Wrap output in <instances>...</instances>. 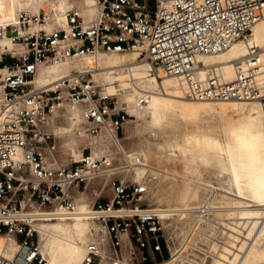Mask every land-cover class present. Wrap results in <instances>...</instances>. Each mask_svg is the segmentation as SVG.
<instances>
[{
	"label": "built area",
	"instance_id": "1",
	"mask_svg": "<svg viewBox=\"0 0 264 264\" xmlns=\"http://www.w3.org/2000/svg\"><path fill=\"white\" fill-rule=\"evenodd\" d=\"M96 6L88 23L68 11L65 27L47 29L40 9L0 23V39L12 44H0V234L14 237L22 251L14 259L0 256V264H47L33 223L73 214L74 193L115 169L110 156L85 149L63 164L48 130L51 113L67 104L84 119L78 136L107 133L115 140L127 120L110 96L95 91L90 72L73 71L53 88L38 87L42 66L142 47L152 73L175 77L185 99L264 103V48L248 45L232 61L228 81L202 60L248 44L264 0H96ZM146 103L141 98L138 105ZM146 193L142 184L115 178L106 199L96 196L87 216L107 241L88 242L81 264H210L213 254L202 245L198 224L161 219L144 203Z\"/></svg>",
	"mask_w": 264,
	"mask_h": 264
},
{
	"label": "bare ground",
	"instance_id": "2",
	"mask_svg": "<svg viewBox=\"0 0 264 264\" xmlns=\"http://www.w3.org/2000/svg\"><path fill=\"white\" fill-rule=\"evenodd\" d=\"M46 5L48 9L52 8L51 5L55 6L52 8L55 16L46 15V27L55 24L65 27L66 14L74 7L69 8L66 0H0V13L5 19L0 23L10 21L8 23L13 24L18 12L30 13L41 9L36 6ZM84 6L90 12L95 6L91 16L81 10L84 20L89 22L97 14L96 0H84ZM13 9L19 10L11 21ZM0 44L12 46L8 37L0 39ZM248 45L264 48V7L262 16L251 29L248 44L238 42L202 60L206 64L217 65L223 79L228 81L234 76L232 61L244 57ZM143 49L136 47L125 51H130L129 55L99 52L82 57L78 60V68L69 70L67 65L73 63L56 61L39 68L35 83L38 87L53 88L62 78L69 77L72 70H86L95 81L101 83L98 79L101 78L111 85L118 83L120 90L128 89L126 91L139 95L136 99L131 96L129 100L134 101L139 109L146 107L152 124H166L171 135L163 144L142 142L140 147L128 155L126 153L127 164L121 166L126 168L123 171H129V177L136 180L133 181L135 183L149 189L156 187L155 191L146 195L161 219L183 220L187 225L191 222L198 224L201 243L213 254L209 258L210 264H264V103L255 100L213 102L185 99L175 77L164 76L161 71L158 75L152 73V66L142 59ZM128 60L131 61L128 66H118ZM126 67L127 74L117 72ZM95 74L103 75L96 77ZM127 81L132 86L125 88L129 85ZM104 94L108 95L105 89ZM141 98L147 103L140 106L138 102ZM200 113L228 120L222 139L217 134L208 133L205 127L197 128L195 125L180 127L173 132L176 122H195ZM71 118H74L71 133L77 137L79 125L84 119L78 112H72ZM107 138L116 144L112 135ZM97 146L98 143L91 146L93 157L103 153L96 151ZM81 152L80 148L78 152H73V156L70 155L77 160ZM148 157L158 162L176 160L181 171L175 173L173 170L172 173L164 170L165 174L160 176L148 165ZM130 168H134L133 171ZM213 175L221 177L220 184L218 179L216 182L212 180ZM164 176L172 181L161 186ZM223 182L224 185H221ZM74 202L73 214L56 220L40 218L33 223L38 251L47 264H81L88 242L105 241L104 229L87 216L91 205L83 197L74 199ZM91 223L96 227L92 228V232ZM88 232L90 239L85 243ZM15 243L18 244L16 247ZM21 252L14 237L0 234V256L14 259Z\"/></svg>",
	"mask_w": 264,
	"mask_h": 264
},
{
	"label": "rangeland",
	"instance_id": "3",
	"mask_svg": "<svg viewBox=\"0 0 264 264\" xmlns=\"http://www.w3.org/2000/svg\"><path fill=\"white\" fill-rule=\"evenodd\" d=\"M66 2L68 3L69 8L71 6H74L70 11L78 13L81 19H83L84 23H88V22L84 20L81 12L83 11L86 15L88 14L89 16H91L95 12V6L91 7L92 10L90 12L89 8L84 6V0H66ZM51 6L52 8L55 7L54 5H51ZM36 7L41 8L40 10L45 13V16L47 14L50 17H52V15L55 16L54 9L50 7H49L50 9H48L47 5L46 6H36ZM36 7H33V8H36ZM17 10L19 9L12 10V12L14 13L11 15V21ZM0 21H5L4 16L1 13H0ZM57 26L59 25L55 24L53 26H49L46 28L50 29V28L57 27ZM129 53L130 51L125 52V53H120V54L129 55ZM140 60L142 59L140 58ZM79 61L78 60L77 62L70 61L73 64H69V66L67 65L68 70L71 68H78ZM130 63L131 61L128 60V61L119 63L118 66H122V65L128 66ZM73 71H76V70H72L71 72ZM127 71L128 70L126 67V69L120 68L117 72H123L124 74H127ZM95 75L96 77H98L103 74H95ZM90 78H91L90 83L91 85L94 86L95 91L101 92L104 94V89H105L108 96H110L113 102V105L115 106V110L121 109L122 110L121 112L125 113V118L127 120L123 122L121 130L118 132L116 144L110 142V139L107 138L109 136L107 133L98 135L97 137H91V136H77L76 137L74 136L71 133V130L72 131L74 130L73 129L74 127L72 126L74 118L70 119V116L72 112H75V111H71L69 109V106L64 103L51 113L48 130L52 134L53 139L55 141L56 155L63 162V164H67L72 159L71 155L73 154V152H78L81 148L82 150L85 149L84 152H86L87 154L91 153L92 152L91 146L94 143H98L99 146L95 148L96 151L98 150L100 152H103V153H99L98 157L104 156V155L110 156L113 160L114 167L118 168V170L107 172V173L101 174L100 176L94 179H90L88 181V185L85 190H80V192L74 193L73 199L83 197L84 199H86L87 203L92 205L98 194L102 199H106L110 195V188L112 185V181L115 178H118L121 180H128L129 182H132V183L133 181H136V180H133L131 177H129L130 176L129 171L127 172L123 171L126 168L121 167L127 164L125 161L126 153L128 155V153H131L133 149L140 147L142 142H148V143H153V144H163L168 139L167 136L170 137L171 131L168 129L169 127L166 124H161V125L152 124V118H151V114L149 110L146 107L144 109H139L135 106L134 101L129 100L131 96H135V99H136L139 95L134 94L132 91H126L128 89L120 90V86L118 85V83L111 85L106 80L98 78L103 84L102 85L99 81H95L92 77ZM127 83L129 85H127L125 88L132 86L130 81H127ZM111 87H114V88H111ZM62 92L63 91L61 90V93ZM227 122L228 120L226 118H218L217 115L200 113L195 122H192V121L176 122L175 126H173V132L178 131L180 127L195 125L197 128L205 127L208 133L217 134L218 137L222 139L224 136L225 124H227ZM83 124L84 122L81 123L80 125H83ZM103 136H107V137L103 138ZM122 157L123 159H121ZM147 161H148V165L152 167L151 169L157 172L159 175L160 174L164 175L165 174V172H163L164 170L168 172H172L173 170H175V173H180L179 171H181L180 163L173 159H169L164 162L163 160L158 162L157 159L148 157ZM133 169L134 168H130V171H133ZM212 177H213L212 180L215 181L218 179L217 183L219 184L221 183V177L219 175H216V177L213 175ZM170 181H172V179L170 180L169 177L164 176L160 182V185L165 186V184H168ZM221 185H224V182ZM155 190H156V187H152L150 189L147 188L148 193L149 192L152 193ZM81 192H84V194H80ZM144 203L151 207V204L149 203V197H147V195L144 196ZM92 228L96 229L94 224L91 223L90 232H92L93 230ZM98 231H99V228H98ZM34 238L37 239V235H34ZM89 239H90V233L88 232L85 243ZM103 239L105 240L104 241L105 243L107 241V236L105 233H103ZM38 241H39V234H38ZM16 245L18 244L15 243L14 247H16Z\"/></svg>",
	"mask_w": 264,
	"mask_h": 264
}]
</instances>
